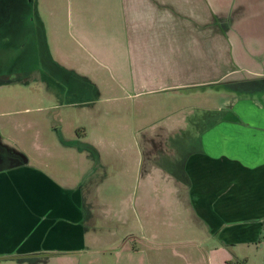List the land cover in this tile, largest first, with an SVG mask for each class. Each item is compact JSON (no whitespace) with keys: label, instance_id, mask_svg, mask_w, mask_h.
I'll return each mask as SVG.
<instances>
[{"label":"rangeland","instance_id":"rangeland-1","mask_svg":"<svg viewBox=\"0 0 264 264\" xmlns=\"http://www.w3.org/2000/svg\"><path fill=\"white\" fill-rule=\"evenodd\" d=\"M79 1L0 0V158L4 148L58 194L77 193L84 212L81 242L36 264H264V229L250 244L205 239L185 199L164 191L182 174L175 146L207 111L264 102V40L242 55L232 48L215 85L162 88L152 69L113 68L90 50L96 35L110 39Z\"/></svg>","mask_w":264,"mask_h":264},{"label":"crops","instance_id":"crops-1","mask_svg":"<svg viewBox=\"0 0 264 264\" xmlns=\"http://www.w3.org/2000/svg\"><path fill=\"white\" fill-rule=\"evenodd\" d=\"M216 1L82 0L75 5L110 39L102 41L94 32L99 38L90 50L113 68L152 69L153 79L164 81L162 88L202 87L224 78L232 48L242 55L248 44L264 40V0ZM218 20L227 23L223 29ZM241 102L207 111L206 123L175 146L182 174L163 180L164 191L185 199L186 210L200 220L196 225L204 223L205 239L224 245L258 242L264 229V102ZM64 194L28 162L0 165V260L36 264L57 261V254L67 257L85 229L78 194Z\"/></svg>","mask_w":264,"mask_h":264},{"label":"flooded vegetation","instance_id":"flooded-vegetation-1","mask_svg":"<svg viewBox=\"0 0 264 264\" xmlns=\"http://www.w3.org/2000/svg\"><path fill=\"white\" fill-rule=\"evenodd\" d=\"M2 155L0 158V165L2 166H11L13 164L19 163L18 158H15V154L12 152H8L6 149L2 148Z\"/></svg>","mask_w":264,"mask_h":264},{"label":"trees","instance_id":"trees-1","mask_svg":"<svg viewBox=\"0 0 264 264\" xmlns=\"http://www.w3.org/2000/svg\"><path fill=\"white\" fill-rule=\"evenodd\" d=\"M227 264H232L231 262H227Z\"/></svg>","mask_w":264,"mask_h":264}]
</instances>
